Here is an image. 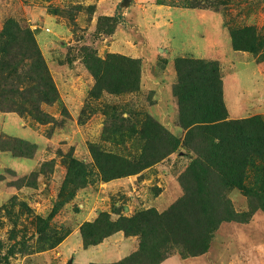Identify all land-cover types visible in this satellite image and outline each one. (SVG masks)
<instances>
[{"label": "rangeland", "instance_id": "1", "mask_svg": "<svg viewBox=\"0 0 264 264\" xmlns=\"http://www.w3.org/2000/svg\"><path fill=\"white\" fill-rule=\"evenodd\" d=\"M10 20L35 38L59 100L41 103L43 120L0 107V264L133 262L142 236L119 230L85 247L82 228L101 213L162 214L184 195L180 176L198 155L184 143L178 60L217 62L228 119L264 120V0H0V32ZM238 30L255 37L256 53L234 47ZM100 61L131 91L113 92L111 72L99 82ZM148 115L180 144L142 167L151 159L139 133ZM92 149L128 172L104 179ZM69 157L88 165L87 184L65 187ZM226 195L236 212L250 210L238 187ZM189 250L174 243L157 264H264V211L223 221L206 252Z\"/></svg>", "mask_w": 264, "mask_h": 264}, {"label": "trees", "instance_id": "2", "mask_svg": "<svg viewBox=\"0 0 264 264\" xmlns=\"http://www.w3.org/2000/svg\"><path fill=\"white\" fill-rule=\"evenodd\" d=\"M28 32L14 20L8 21L0 32V107L28 111L41 120V103H53L59 100V94L37 42ZM22 34L31 38H20ZM233 43L236 49L257 51L255 37L252 39L244 30L233 32ZM26 59L31 61L26 63ZM134 62L131 60L127 66ZM106 64L107 61H100L92 69L99 82L111 72L110 64L104 68ZM118 70L110 76L117 85L109 88L117 94L131 91L132 82ZM177 71L175 91L180 101V122L187 129L184 143L198 155L180 176L184 195L162 214L151 208L111 220L109 214L101 213L98 219L85 223L82 228L85 247L123 230L127 235L142 236L139 251L127 258L133 260L131 264H157L168 256L174 243L183 242L184 250L190 249L189 254L204 253L223 221L245 222L256 210L264 211V120L259 115L228 119L217 62L180 59ZM139 133L148 147L146 158H151L142 167L177 150L180 144L174 134L150 115L143 121ZM92 150L104 179L128 172L124 166H117L114 155ZM69 158L65 187L87 184L88 165ZM234 186L247 196L248 212H236L226 195ZM156 222L161 223L160 230Z\"/></svg>", "mask_w": 264, "mask_h": 264}, {"label": "water", "instance_id": "3", "mask_svg": "<svg viewBox=\"0 0 264 264\" xmlns=\"http://www.w3.org/2000/svg\"><path fill=\"white\" fill-rule=\"evenodd\" d=\"M126 1H128V0H126ZM69 264H72V261H70V263Z\"/></svg>", "mask_w": 264, "mask_h": 264}]
</instances>
